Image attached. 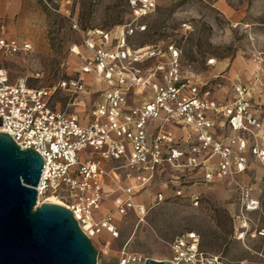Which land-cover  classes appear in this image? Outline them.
<instances>
[{"label": "built area", "instance_id": "2783aa9c", "mask_svg": "<svg viewBox=\"0 0 264 264\" xmlns=\"http://www.w3.org/2000/svg\"><path fill=\"white\" fill-rule=\"evenodd\" d=\"M126 7L122 24L87 30L71 48L81 59L74 77L41 88L10 77L3 61L31 45L10 36L0 18V133L43 159L37 199H58L90 241L102 232L118 237L114 214L142 220L150 196L198 207L199 189L219 183L234 187L241 210L255 211L259 202L240 179L251 158L264 165L261 64L250 84L221 73L203 79L174 42H132L147 32L157 0ZM88 80L103 89L90 95ZM61 94L65 106L55 102ZM168 248L173 264H245L203 251L195 232L176 235Z\"/></svg>", "mask_w": 264, "mask_h": 264}, {"label": "rangeland", "instance_id": "374dc122", "mask_svg": "<svg viewBox=\"0 0 264 264\" xmlns=\"http://www.w3.org/2000/svg\"><path fill=\"white\" fill-rule=\"evenodd\" d=\"M0 17L10 36L31 45L28 53L3 61L10 77L26 78L41 88L74 77L81 59L71 48L81 45L87 30L122 24L127 7L126 0H0ZM145 23L147 32L133 39L135 45L174 42L203 79L221 73L250 84L260 64L264 70V0H157L155 14ZM209 59L214 66H207ZM87 86L90 95L103 89L89 80ZM68 98L61 94L55 102L65 106ZM258 102L264 114V80ZM240 181L258 200L255 211L241 210L234 187L219 183L199 189L198 207L186 199L153 203L150 196L142 220L131 212L114 214L118 237L102 232L91 241L98 251L96 264H117L122 258L126 264L166 261L169 242L184 232L198 234L203 251L264 264V236H259L264 235V165L251 158ZM241 233L243 239H238Z\"/></svg>", "mask_w": 264, "mask_h": 264}, {"label": "water", "instance_id": "95a60500", "mask_svg": "<svg viewBox=\"0 0 264 264\" xmlns=\"http://www.w3.org/2000/svg\"><path fill=\"white\" fill-rule=\"evenodd\" d=\"M43 159L0 133V264H96L98 251L66 208L37 205ZM144 264H173L146 259Z\"/></svg>", "mask_w": 264, "mask_h": 264}, {"label": "bare ground", "instance_id": "6f19581e", "mask_svg": "<svg viewBox=\"0 0 264 264\" xmlns=\"http://www.w3.org/2000/svg\"><path fill=\"white\" fill-rule=\"evenodd\" d=\"M42 203H51V204H56V205H62L61 202L56 199L55 197H48L41 202L40 199H37V205H41Z\"/></svg>", "mask_w": 264, "mask_h": 264}, {"label": "crops", "instance_id": "0c3cea01", "mask_svg": "<svg viewBox=\"0 0 264 264\" xmlns=\"http://www.w3.org/2000/svg\"><path fill=\"white\" fill-rule=\"evenodd\" d=\"M1 18V17H0ZM107 205H105V207H106Z\"/></svg>", "mask_w": 264, "mask_h": 264}]
</instances>
